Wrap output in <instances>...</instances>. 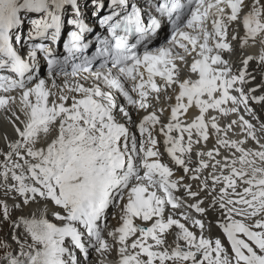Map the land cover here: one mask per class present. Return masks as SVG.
Returning a JSON list of instances; mask_svg holds the SVG:
<instances>
[{"label":"snow or ice","instance_id":"1","mask_svg":"<svg viewBox=\"0 0 264 264\" xmlns=\"http://www.w3.org/2000/svg\"><path fill=\"white\" fill-rule=\"evenodd\" d=\"M0 128V264H264V0H0Z\"/></svg>","mask_w":264,"mask_h":264},{"label":"bare ground","instance_id":"2","mask_svg":"<svg viewBox=\"0 0 264 264\" xmlns=\"http://www.w3.org/2000/svg\"><path fill=\"white\" fill-rule=\"evenodd\" d=\"M250 52V51H249ZM235 59V58H234ZM256 68V65H255V63H251L250 64V66H249V69H255ZM259 81H260V77H259V75L257 76V83H259ZM254 108L259 112L260 111V109H259V106H254ZM4 134V129L3 128H0V135H3ZM8 135L9 136H12V133H11V130L9 129L8 130ZM3 146V144H2V142H0V147H2ZM0 159H2V157H0ZM8 231V229H6V232ZM216 234V232L214 231L213 232V235H215Z\"/></svg>","mask_w":264,"mask_h":264},{"label":"rangeland","instance_id":"3","mask_svg":"<svg viewBox=\"0 0 264 264\" xmlns=\"http://www.w3.org/2000/svg\"><path fill=\"white\" fill-rule=\"evenodd\" d=\"M6 229H7V228L5 227V232H6ZM3 235H4V233H0V236H3Z\"/></svg>","mask_w":264,"mask_h":264}]
</instances>
